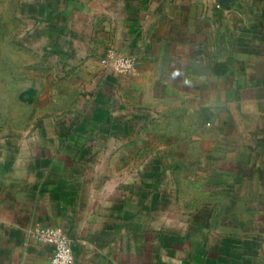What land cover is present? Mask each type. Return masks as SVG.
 Listing matches in <instances>:
<instances>
[{
  "label": "crops",
  "instance_id": "crops-1",
  "mask_svg": "<svg viewBox=\"0 0 264 264\" xmlns=\"http://www.w3.org/2000/svg\"><path fill=\"white\" fill-rule=\"evenodd\" d=\"M203 5L210 25L202 27ZM210 8L226 12L213 0H66L44 8L46 33L91 83L72 106L76 117L36 123L22 142L0 141V264H50L52 245L30 234L37 225L62 227L76 264H264V234L241 236L232 257L222 247L218 261L216 248L207 255L206 235L166 217L175 207L166 205L162 173H117L114 164L137 131L180 130L190 118L195 127L196 99L206 97L200 81L213 73ZM110 51L134 56V67L101 64ZM165 145L175 144L158 142L145 160H171ZM106 160L107 171L96 169Z\"/></svg>",
  "mask_w": 264,
  "mask_h": 264
},
{
  "label": "rangeland",
  "instance_id": "rangeland-1",
  "mask_svg": "<svg viewBox=\"0 0 264 264\" xmlns=\"http://www.w3.org/2000/svg\"><path fill=\"white\" fill-rule=\"evenodd\" d=\"M63 1L0 0V141L6 144L30 137L36 123L76 117L72 106L91 83L46 33L51 18L44 8ZM224 7L225 14L210 8L213 73L200 81L206 97L196 99L195 127L190 118L180 130L137 131L122 148L125 158L114 163L117 173H162L166 202L175 207L166 217L206 235L207 255L216 248L218 261L222 247L232 257L241 236L264 234V0H229ZM201 9L208 14L200 25L208 26L209 7ZM146 140L152 145H140ZM164 141L175 144L161 146L171 160L146 161V152ZM109 166L106 160L96 169Z\"/></svg>",
  "mask_w": 264,
  "mask_h": 264
},
{
  "label": "built area",
  "instance_id": "built-area-1",
  "mask_svg": "<svg viewBox=\"0 0 264 264\" xmlns=\"http://www.w3.org/2000/svg\"><path fill=\"white\" fill-rule=\"evenodd\" d=\"M216 7L222 5L213 0ZM136 59L130 54L108 52L100 58V63L117 72H127L135 65ZM30 234L39 241L52 245L50 264H76L71 240L64 229L54 225H37Z\"/></svg>",
  "mask_w": 264,
  "mask_h": 264
},
{
  "label": "water",
  "instance_id": "water-1",
  "mask_svg": "<svg viewBox=\"0 0 264 264\" xmlns=\"http://www.w3.org/2000/svg\"><path fill=\"white\" fill-rule=\"evenodd\" d=\"M218 2H219L222 6H227L229 0H218Z\"/></svg>",
  "mask_w": 264,
  "mask_h": 264
}]
</instances>
